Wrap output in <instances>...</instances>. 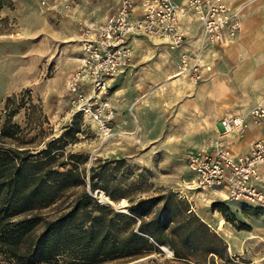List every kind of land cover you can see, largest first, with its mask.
<instances>
[{"label":"rangeland","instance_id":"rangeland-1","mask_svg":"<svg viewBox=\"0 0 264 264\" xmlns=\"http://www.w3.org/2000/svg\"><path fill=\"white\" fill-rule=\"evenodd\" d=\"M76 2L72 15L56 18L37 0H19L11 19L0 21V111L6 96L21 97L13 120L26 131L25 138L31 139L30 145L35 147L58 135L74 112L65 80L76 67L79 55L75 18L99 21L115 8L117 0ZM169 50L158 38L135 35L126 66V90L114 91L116 87L111 82L106 90L116 114L121 108L126 110L124 119L117 117L115 133L102 140L93 125L80 115L81 130L65 149L86 153L87 164L95 157L124 158L129 180L136 186L134 193L146 195L158 189L177 192L222 238L226 256L241 264H264V215L253 211L264 208L232 201L220 192L195 188L189 181L192 174L185 166L187 152L202 147L210 136L220 137L232 150L235 137L220 133L219 120L228 116L227 112H216L203 101L207 78L204 68L198 81L174 79L171 74L176 70V54ZM211 51L207 49L205 54ZM204 56L202 62L208 65ZM95 196L118 210H124L127 204L123 198L113 202L101 192ZM93 264L193 263L174 260L161 250L125 262Z\"/></svg>","mask_w":264,"mask_h":264},{"label":"trees","instance_id":"trees-1","mask_svg":"<svg viewBox=\"0 0 264 264\" xmlns=\"http://www.w3.org/2000/svg\"><path fill=\"white\" fill-rule=\"evenodd\" d=\"M18 101L6 96L0 111V264L125 262L161 252L162 244L174 260L241 264L177 192L134 193L124 158L87 164L86 153L66 150L81 130L79 112L58 135L30 145L13 120ZM100 192L113 202L125 199V209L100 202Z\"/></svg>","mask_w":264,"mask_h":264},{"label":"built area","instance_id":"built-area-1","mask_svg":"<svg viewBox=\"0 0 264 264\" xmlns=\"http://www.w3.org/2000/svg\"><path fill=\"white\" fill-rule=\"evenodd\" d=\"M54 17L72 15L76 0H37ZM192 15L199 27L196 44L186 45L181 17ZM79 28L77 65L65 80L71 107L91 123L102 140L114 134L115 110L106 96L108 80L129 63V39L137 34L158 38L178 50L176 75L195 82L202 78L207 46L228 43L240 27L237 8L225 0H117L114 9L99 21L76 19ZM248 121L261 136L242 153H232L220 137L210 136L204 145L185 154V166L193 187L220 192L232 201L264 208V95L241 114L219 120L221 134L242 135Z\"/></svg>","mask_w":264,"mask_h":264},{"label":"crops","instance_id":"crops-1","mask_svg":"<svg viewBox=\"0 0 264 264\" xmlns=\"http://www.w3.org/2000/svg\"><path fill=\"white\" fill-rule=\"evenodd\" d=\"M18 1L1 0L0 21L11 19ZM225 1L230 7L237 8L240 27L232 41L205 48L212 51L205 54L204 50L203 53L204 61L209 65L208 69H203L207 75L203 85V101L210 108L213 106L216 112L243 115L264 95V0ZM180 19L187 33L186 45L196 44L199 34L198 23L192 15L182 16ZM133 37L129 39L130 47ZM171 53L176 54L177 63L178 50H171ZM128 72L129 69L125 67L123 72L109 78L108 84L111 82L116 87L114 91L120 90L122 93L126 90ZM174 73L175 71L171 74L174 79L185 77L175 76ZM125 114L126 110L119 109L118 114L115 112L113 123L117 117L124 119ZM135 114L141 119L139 111ZM115 125L116 123L113 124L114 131ZM232 136L235 137L232 146L234 151L228 149L232 153H242L248 149L252 139L261 136V131L258 126L248 121L242 135ZM262 177L264 178V173Z\"/></svg>","mask_w":264,"mask_h":264},{"label":"bare ground","instance_id":"bare-ground-1","mask_svg":"<svg viewBox=\"0 0 264 264\" xmlns=\"http://www.w3.org/2000/svg\"><path fill=\"white\" fill-rule=\"evenodd\" d=\"M174 75H176L175 73H174ZM176 76H178V75H176ZM161 246V248H163L164 249V251L168 254V255H171V251H170V249H169V247L167 246V245H165V244H162V245H160Z\"/></svg>","mask_w":264,"mask_h":264},{"label":"water","instance_id":"water-1","mask_svg":"<svg viewBox=\"0 0 264 264\" xmlns=\"http://www.w3.org/2000/svg\"><path fill=\"white\" fill-rule=\"evenodd\" d=\"M160 250H164L163 248H161V246H158Z\"/></svg>","mask_w":264,"mask_h":264}]
</instances>
